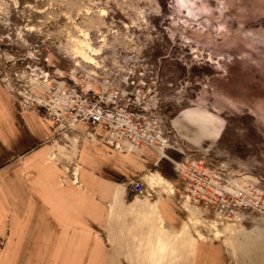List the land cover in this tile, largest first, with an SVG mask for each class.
Returning <instances> with one entry per match:
<instances>
[{
	"label": "rangeland",
	"instance_id": "1",
	"mask_svg": "<svg viewBox=\"0 0 264 264\" xmlns=\"http://www.w3.org/2000/svg\"><path fill=\"white\" fill-rule=\"evenodd\" d=\"M0 81L30 108L38 101L27 97L46 101L55 88L90 96L118 90L128 109L162 130V149L184 156L194 148L172 120L188 109L208 112L222 124L201 150L205 165L221 173L215 186L243 188L252 202L264 198V0H0ZM208 113L197 116L211 123ZM59 141L54 152L65 157L56 161L79 169L67 139ZM148 182L160 183L146 177L156 200ZM259 209L210 218L217 233L186 221L169 234L159 220L156 233L145 223L119 235L111 227L105 237L128 264H189L198 238L220 240L231 264H264V203Z\"/></svg>",
	"mask_w": 264,
	"mask_h": 264
},
{
	"label": "crops",
	"instance_id": "2",
	"mask_svg": "<svg viewBox=\"0 0 264 264\" xmlns=\"http://www.w3.org/2000/svg\"><path fill=\"white\" fill-rule=\"evenodd\" d=\"M54 82L51 79L48 88ZM66 85L59 82L61 88ZM198 113L208 112L184 110L170 124L187 147L194 148L185 156L129 143L117 150L106 142L111 135L105 120L93 127L79 121L73 130H64L43 119L37 107L20 105L0 81V264H128L106 240L111 227L119 235L129 226L147 223L156 233L160 220L164 232H181L189 208L204 220L217 218L207 201L219 196L215 169L205 165L201 150L219 138L222 124L210 113L213 121L204 123ZM58 134L78 158L76 179L70 166L66 169L51 158ZM143 176L160 183L151 188L156 200L150 190L135 199L123 188ZM197 186H202L201 198L194 204L187 194ZM189 264L231 263L220 240L198 238Z\"/></svg>",
	"mask_w": 264,
	"mask_h": 264
},
{
	"label": "built area",
	"instance_id": "3",
	"mask_svg": "<svg viewBox=\"0 0 264 264\" xmlns=\"http://www.w3.org/2000/svg\"><path fill=\"white\" fill-rule=\"evenodd\" d=\"M86 92L83 93L82 90H78L77 87L72 89H64L57 91L55 88L51 91V100L52 104L49 102L35 98V97H27L29 100H37L40 102V107L42 108V114L45 118H48L51 115V111L53 106H59L60 112L55 117L56 121L62 120V115L69 114L70 118L67 123L71 125L72 119H80V120H90L95 122L98 115H100L99 109L103 106V113H127L129 112L131 116H122L121 123L119 124H109V126L115 131L121 134L122 137L128 136L130 140H133L135 145L140 146L141 144H146L147 146H151L154 139L160 137L162 134V130L156 126L154 121H149L147 118L140 117L142 113L140 109H125L127 108V103L124 98H122L120 91L118 90H110L107 93L102 91L100 94L91 96ZM91 101V104H87L88 101ZM108 100V101H107ZM109 102V103H108ZM111 105V106H109ZM116 108L114 112L113 108ZM146 108V107H145ZM127 111V112H126ZM140 123L141 126L146 128V130H134L131 128L129 124ZM169 137H167V140ZM170 140V139H169ZM166 140H164V143ZM116 147V144H113ZM179 151H181L178 148ZM182 171H179L181 173ZM218 184H222V176L220 172H213L212 176ZM142 182L135 181L131 184V189L135 192H139L142 189ZM219 196L216 200L212 198L208 199L210 203L213 205V209L216 214L224 217H233L234 215H240L241 210H245V214H241V216H246L247 213L254 211L255 209L260 210V206L264 203V198H259L258 201L252 202L250 198H248L247 190H239L235 189L232 193L225 192L221 188H216ZM198 187L195 188L194 192L196 193V197H199ZM200 198V197H199Z\"/></svg>",
	"mask_w": 264,
	"mask_h": 264
},
{
	"label": "bare ground",
	"instance_id": "4",
	"mask_svg": "<svg viewBox=\"0 0 264 264\" xmlns=\"http://www.w3.org/2000/svg\"><path fill=\"white\" fill-rule=\"evenodd\" d=\"M91 51V50H90ZM83 58L86 59V61H90L91 62V58L86 55L85 53L82 54ZM66 89H70V88H66ZM55 92V91H54ZM51 100V96L48 100H46L47 102H49V104H52L50 102ZM87 104H91V102H87ZM111 106V105H109ZM103 106L100 107L99 109V114L96 121L93 122V121H90V120H80V119H72L71 120V125L67 123L68 119L70 118V115L67 113V114H64L62 115V120L60 119V121H56L55 120V117L57 116V114L60 112V107L59 106H53L52 109H49L51 111V115L48 117V118H45L42 114V108L40 107V102H38V106H37V111L40 113L41 117L51 123H53V125H56V126H62V128H65L66 130H73L74 129V126L76 124V122H79V121H83L85 123H87L88 125L90 126H95L98 122H100L101 120H105L107 122V127H108V130H109V133H110V138H108L106 140V142L112 146L114 149H117V150H120L121 149V144L123 143H129L130 145L134 146V147H139L137 145H135L134 141L133 140H130L128 136L126 137H122L120 133L118 132H115L110 126L109 124H119L121 123V117L124 115V116H131V114L129 112L127 113H119V114H112V113H103ZM117 108V107H116ZM116 108H113L112 111L114 112V110H116ZM125 109H128V108H125ZM140 117H143V116H140ZM144 118V117H143ZM131 126V128H133L134 130H138L140 131L141 129L142 130H146V128H144L143 126L140 125V123L136 124V123H133V124H129ZM59 137H61L60 134H58ZM63 137V136H62ZM162 137H157L156 139L153 140L152 144L150 147L152 148H156L159 152H163L164 149H162V146H164V140L163 141H160L158 142L157 140H160ZM62 140V139H61ZM157 142L159 143L158 145ZM113 144H116V147L113 145ZM143 145H146V144H141L140 146H143ZM147 146V145H146ZM67 148L70 149V145H66ZM65 149V148H64ZM71 154V153H70ZM60 157H65V156H62L61 154L57 153V152H53V154L51 155V158L53 160H56V159H60ZM58 162V161H57ZM71 165V164H70ZM68 167V165H67ZM69 170L71 171V176L74 177V179L77 178V164L76 162H74L72 164V166L69 167ZM195 172V171H194ZM135 181H140L142 182V189L139 191V192H135L131 189V184ZM203 182V181H202ZM202 182H198V183H202ZM149 183V182H148ZM146 176H143V177H140V178H137V179H134V180H131L129 183H125V185L127 187H129V189L131 191H133L134 193L136 194H145L146 193V190H147V187H146ZM204 184V182H203ZM149 186H150V189L152 188V185H150L149 183ZM198 188H202V186H197ZM216 186H215V190H216ZM239 189V188H237ZM236 189V190H237ZM239 190H244L243 188H240ZM217 191V190H216ZM231 191H234V190H231ZM229 192V191H228ZM196 193L194 191H189V193L187 194V198H190V199H193L195 198L196 196ZM195 196V197H194ZM218 196V195H217ZM199 197H200V194H199ZM199 197H196V199L200 202V198ZM213 200H216L217 198H214L213 196L211 197ZM189 208V207H188ZM188 217H187V221H188V224L192 225V227H196V225L201 226L203 228H208L209 230H212L213 233H217L219 231V229L217 228V223L216 222H213L211 220H209V223L205 225V223H203V220L204 219H201L199 216H195L193 215V213L191 212L190 208L188 209ZM216 215V214H215ZM214 215V216H215ZM212 216V215H211ZM217 216V215H216ZM227 218V217H226ZM205 221V220H204ZM197 228V227H196ZM224 230L226 229H229L228 225H224L223 226ZM217 236V235H216ZM203 238V237H202Z\"/></svg>",
	"mask_w": 264,
	"mask_h": 264
}]
</instances>
